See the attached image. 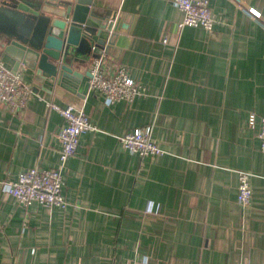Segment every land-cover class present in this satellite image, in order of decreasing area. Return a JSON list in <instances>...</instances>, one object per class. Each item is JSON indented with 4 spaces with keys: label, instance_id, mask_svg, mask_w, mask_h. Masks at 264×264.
Masks as SVG:
<instances>
[{
    "label": "crops",
    "instance_id": "crops-1",
    "mask_svg": "<svg viewBox=\"0 0 264 264\" xmlns=\"http://www.w3.org/2000/svg\"><path fill=\"white\" fill-rule=\"evenodd\" d=\"M85 1L117 27L104 73L124 67L142 92L108 104L89 88L49 93L17 71L33 94L17 113L0 105V264H264V0H208L209 32L178 31L174 0ZM47 102L97 129L63 166L65 208L23 205L3 188L24 169L59 166L65 121ZM146 125L163 153L124 151L119 138Z\"/></svg>",
    "mask_w": 264,
    "mask_h": 264
},
{
    "label": "water",
    "instance_id": "water-1",
    "mask_svg": "<svg viewBox=\"0 0 264 264\" xmlns=\"http://www.w3.org/2000/svg\"><path fill=\"white\" fill-rule=\"evenodd\" d=\"M91 1L0 0V62L11 71L32 72L43 90L79 96L89 88L91 60L116 44L114 18L95 16Z\"/></svg>",
    "mask_w": 264,
    "mask_h": 264
},
{
    "label": "built area",
    "instance_id": "built-area-1",
    "mask_svg": "<svg viewBox=\"0 0 264 264\" xmlns=\"http://www.w3.org/2000/svg\"><path fill=\"white\" fill-rule=\"evenodd\" d=\"M174 3L182 14L181 21L176 25L178 31L186 27H200L207 32L211 31L214 19L208 0H174ZM247 13L254 18L258 17L251 8L247 9ZM102 65L101 59L92 62L89 68V89L101 94L108 104L122 100L131 102L142 92L140 86L128 77L124 67H120L113 76L107 77ZM32 94V86L22 83L20 73L7 70L0 62V105L12 113H17L25 107ZM46 106L57 112L65 121L58 134L61 143L59 166L42 170L24 169L18 173L14 182L5 184L3 188L23 205L38 203L47 208H65L67 204L62 197L63 166L75 155L80 135L97 129L82 110H76L72 106L60 107L52 102H47ZM259 123L257 137L260 151L264 153V116L260 118ZM119 142L124 151L141 157L163 153L152 140V127L149 125L125 134L119 138ZM237 178V202L248 206L252 198L250 175L239 171Z\"/></svg>",
    "mask_w": 264,
    "mask_h": 264
}]
</instances>
